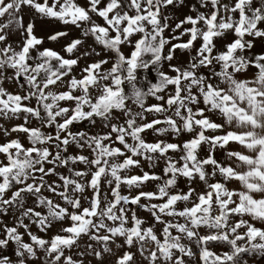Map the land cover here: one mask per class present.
I'll return each mask as SVG.
<instances>
[{
    "label": "snow or ice",
    "instance_id": "obj_1",
    "mask_svg": "<svg viewBox=\"0 0 264 264\" xmlns=\"http://www.w3.org/2000/svg\"><path fill=\"white\" fill-rule=\"evenodd\" d=\"M38 20L80 35L39 36ZM13 120L0 123V264L264 258V0H0V121Z\"/></svg>",
    "mask_w": 264,
    "mask_h": 264
},
{
    "label": "rangeland",
    "instance_id": "obj_2",
    "mask_svg": "<svg viewBox=\"0 0 264 264\" xmlns=\"http://www.w3.org/2000/svg\"><path fill=\"white\" fill-rule=\"evenodd\" d=\"M81 3H83V0H80ZM189 3H195L196 0H188ZM203 10V9H201ZM27 11V10H26ZM189 14V9L187 7L179 10V11H176L175 12V16L179 17V18H183L184 15H187ZM29 19V16L28 15H25V23H27ZM102 22V21H101ZM175 20L171 21V23L175 24ZM54 30H67L69 31L70 33V36L67 38V39H71V38H74V37H78L80 35V30L79 29H76L74 26L72 25H62V24H59L58 22H55V21H48V20H38L36 22V33L37 35L39 36H44V37H47L49 34H51ZM166 35L170 36L171 35V32L170 30L166 33ZM18 39V37H17ZM184 39H187V37H185ZM67 41L66 40H61L59 42H50V41H45V44H44V47H51V48H54L56 50H61L62 46L64 43H66ZM88 43L91 44L92 43V40L89 39L88 40ZM261 50V42H257V46L256 48L254 49V51L256 52H259ZM126 51V50H125ZM62 54H64L62 52ZM177 55L179 56L180 54L177 53ZM93 59H96V57H93ZM187 59H188V56L187 54H184L182 57H181V60L182 62L186 63L187 62ZM85 62L82 61L81 62V66H83ZM173 63H177V61H173ZM105 67H110V65H106ZM164 71H168V66L167 64H165L164 66ZM76 72H79V69L77 68L75 70ZM157 76V73L156 72H141L138 76V80H139V83L140 85L142 86H147V84L149 82H152L154 80V78ZM5 87H8L9 90L11 91H15V88L14 86L12 85H9V84H6ZM157 103V101L154 99V98H148L146 100V105H150V104H155ZM134 110H139L138 108H136L135 106H133ZM153 117L151 115H148V119L151 120ZM213 119H215V117H213ZM22 121H17V120H13L11 122H4V121H0V123H4L5 124V127H11L12 124H15V123H20ZM219 122V121H218ZM35 123V122H33ZM85 128H90V130L92 132H96V131H100L102 129H100L99 127V124H97V126L95 128H91L90 126L88 125H85L84 126ZM13 136H16V135H21V134H17V133H13L12 134ZM11 138V137H9ZM184 138H187V137H181V138H173L172 136H168V137H160V139H168V140H173V142H175L176 139H184ZM21 139H23V136L21 135ZM145 139L148 140V141H153L156 139V137L153 136V134L151 132H147L145 133ZM4 142V137H3V134L0 133V143ZM25 143H27V141L25 140L24 141ZM71 152H75L76 149L75 148H72L70 149ZM217 158L221 161H223L224 159V156H223V152H218L217 153ZM0 159H2V157H0ZM82 167V166H81ZM161 168H162V165L161 167H157L155 169V171L157 173H161ZM145 170H148L147 169V165H145ZM61 171H66L65 169H61ZM139 170L136 169L134 170V172H138ZM217 179H219V177H217ZM185 181L183 179H181L179 181V185L181 188H185ZM154 184L155 182H153L152 184H150L148 186L149 189H152L154 188ZM186 190V188H185ZM45 195H48V193H45ZM140 215L142 216H147V213H144V212H141ZM0 219H3L6 223H9L11 224V221H12V216L11 215H8V216H4V217H0ZM27 222V221H25ZM59 228V225H57L56 227H54L51 231H49L48 233H40L38 231V229L36 228L35 225L32 226V231L38 235H42V236H45L46 238L47 237H50L51 235H53ZM21 231H23L21 229ZM203 231V230H202ZM25 238V241H28L29 238L27 236L24 237ZM195 250V249H194ZM212 250L213 251H223V250H226L225 248H223L222 246H219V245H216V246H212ZM73 251H75V249H73ZM134 251V249H133ZM6 254H9V255H12V252H11V249H8L6 250ZM41 256H42V253H41ZM13 259H15V257L13 256ZM88 259H91L92 260V264H96V261L89 257ZM114 259V257H113ZM246 260H249V264H264V258H261L259 255H256L255 258H251V257H245ZM35 264H40V261H36ZM87 264V262H86Z\"/></svg>",
    "mask_w": 264,
    "mask_h": 264
},
{
    "label": "crops",
    "instance_id": "obj_3",
    "mask_svg": "<svg viewBox=\"0 0 264 264\" xmlns=\"http://www.w3.org/2000/svg\"><path fill=\"white\" fill-rule=\"evenodd\" d=\"M253 71H254V69H253ZM230 148H232V149H239L240 148V146L239 145H237V144H230V146H229ZM230 187H239V184H238V182H233L231 185H229ZM257 226H261V225H259V224H257Z\"/></svg>",
    "mask_w": 264,
    "mask_h": 264
}]
</instances>
